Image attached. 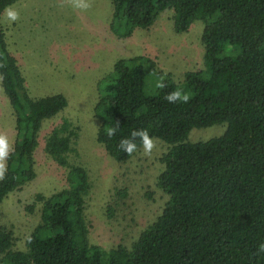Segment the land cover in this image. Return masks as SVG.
<instances>
[{"label":"trees","instance_id":"16d2710c","mask_svg":"<svg viewBox=\"0 0 264 264\" xmlns=\"http://www.w3.org/2000/svg\"><path fill=\"white\" fill-rule=\"evenodd\" d=\"M20 0H0V81L16 122L14 151L0 181V207L37 178L36 151L45 121L68 107L64 94L34 98L17 57L10 52L4 10ZM110 29L127 39L136 29L150 30L173 12V29L187 33L204 25L203 68L177 80L149 57L116 61L97 82L94 108L100 126L97 142L109 157L126 163L118 147L133 130L147 129L168 152L157 185L168 197L161 214L131 247L104 249L90 241L87 222L92 183L87 169L72 164L80 128L68 120L48 136L45 152L66 170V186L38 193L28 213L40 223L25 249L12 227L0 225V264H264V0H109ZM160 75L164 89L155 87ZM177 87L191 94L188 103L164 97ZM119 131L109 138L105 127ZM222 126L206 141H192L195 129ZM199 140V139H198ZM116 196L125 198L127 191ZM109 218L115 208L106 207Z\"/></svg>","mask_w":264,"mask_h":264},{"label":"rangeland","instance_id":"374dc122","mask_svg":"<svg viewBox=\"0 0 264 264\" xmlns=\"http://www.w3.org/2000/svg\"><path fill=\"white\" fill-rule=\"evenodd\" d=\"M86 11L75 9L67 0H20L15 8L19 21L9 23L3 15L9 50L20 63L27 87L34 98L64 94L68 107L56 118L45 121L36 151L37 178L24 189L11 194L0 207V225L13 228L18 249L40 223V213H28L38 193L46 196L66 186V170L51 160L46 141L66 119L80 128L72 164L88 170L93 185L86 210L93 245L111 249L120 244L131 247L141 233L163 211L168 197L158 188L164 169L160 161L168 146L156 140L151 156L143 148L126 163H118L97 142L100 122L95 117L97 82L113 69L116 61L149 57L158 69L175 79L203 68L204 25L196 22L185 34L173 29V12L163 13L150 30L136 29L127 39L111 31L113 7L109 0H90ZM62 5V6H61ZM13 110L0 81V132L15 146L17 132ZM224 128L195 129L192 141H206L222 135ZM199 139V140H198ZM127 191L125 198L116 196ZM115 208L109 218L106 207ZM109 213V212H108Z\"/></svg>","mask_w":264,"mask_h":264},{"label":"clouds","instance_id":"9594fccd","mask_svg":"<svg viewBox=\"0 0 264 264\" xmlns=\"http://www.w3.org/2000/svg\"><path fill=\"white\" fill-rule=\"evenodd\" d=\"M71 6L75 9L86 11L91 8L90 0H67ZM62 6V5H61ZM5 18L11 23H15L20 19V13L14 5H9L5 8ZM155 87L158 89H164L167 87L165 83V77L160 75L155 83ZM164 99L170 104L188 103L191 99V94L184 91L182 88L177 87L175 90L168 92ZM119 131V123L116 127H105V133L109 138H112ZM137 139L143 148L145 156H151L153 149L156 147V140L152 137L147 129L133 130L130 138H122L119 142V149L131 156L137 151L138 145ZM14 151L13 143L10 141L9 136L6 133L0 132V181H2L8 171L7 161L10 154ZM259 252H264V243L259 246Z\"/></svg>","mask_w":264,"mask_h":264}]
</instances>
